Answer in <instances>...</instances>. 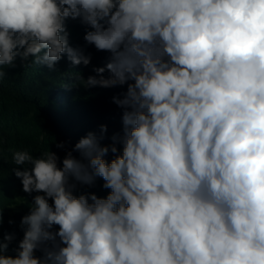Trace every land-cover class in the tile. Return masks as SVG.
Returning <instances> with one entry per match:
<instances>
[{
	"label": "clouds",
	"instance_id": "obj_1",
	"mask_svg": "<svg viewBox=\"0 0 264 264\" xmlns=\"http://www.w3.org/2000/svg\"><path fill=\"white\" fill-rule=\"evenodd\" d=\"M69 19L111 54L83 85H127L123 135L89 132L62 166L13 153L23 191L43 194L0 264H264V0H0V66H88ZM97 177L106 198L73 194Z\"/></svg>",
	"mask_w": 264,
	"mask_h": 264
},
{
	"label": "trees",
	"instance_id": "obj_2",
	"mask_svg": "<svg viewBox=\"0 0 264 264\" xmlns=\"http://www.w3.org/2000/svg\"><path fill=\"white\" fill-rule=\"evenodd\" d=\"M66 26L70 45L91 55L88 66L73 65L66 54L51 70L46 65L33 64L32 57L24 63L17 58L15 67L0 66V71L4 72L0 80V210L3 215L0 240L7 234L15 237L6 255H16L14 250L23 238L21 219L30 212L33 198L43 194L23 191L21 180L12 171L17 167L12 160L13 153L27 150L38 156L50 150L57 154L58 164L62 166L67 152L72 151L75 144L89 132L98 137L103 135L100 140L102 146H111L114 135H123V109L114 103L113 98H122L127 85L85 87L82 81H86L89 76H96L93 69L104 67L111 54L98 51L94 45L86 43L83 37L91 29L79 19L67 20ZM103 75L107 78L109 73L106 71ZM27 111L32 113L37 123L23 128L19 120L23 112ZM101 125L107 126L106 132L101 133ZM61 142L64 148L56 146ZM115 143L119 154L122 144L118 141ZM72 154L80 159L78 152L73 151ZM115 155L109 150L104 158L111 161ZM19 167L23 169V166ZM70 183L75 185L73 194L76 196L95 193L98 197L106 198L110 192V189L103 187L104 181L99 177L91 186L74 179H70ZM35 255L42 256L43 253L37 250Z\"/></svg>",
	"mask_w": 264,
	"mask_h": 264
},
{
	"label": "rangeland",
	"instance_id": "obj_3",
	"mask_svg": "<svg viewBox=\"0 0 264 264\" xmlns=\"http://www.w3.org/2000/svg\"><path fill=\"white\" fill-rule=\"evenodd\" d=\"M19 122L23 128H28L34 126L37 123V120L34 119L30 111H27V112H23Z\"/></svg>",
	"mask_w": 264,
	"mask_h": 264
}]
</instances>
